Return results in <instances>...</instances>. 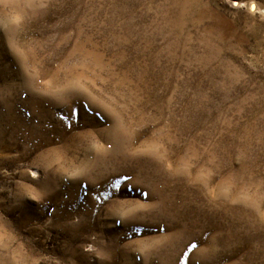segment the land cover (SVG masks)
<instances>
[{
	"label": "rangeland",
	"instance_id": "rangeland-1",
	"mask_svg": "<svg viewBox=\"0 0 264 264\" xmlns=\"http://www.w3.org/2000/svg\"><path fill=\"white\" fill-rule=\"evenodd\" d=\"M0 264H264V0H0Z\"/></svg>",
	"mask_w": 264,
	"mask_h": 264
}]
</instances>
